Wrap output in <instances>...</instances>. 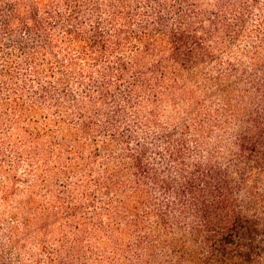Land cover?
<instances>
[{
	"label": "trees",
	"instance_id": "16d2710c",
	"mask_svg": "<svg viewBox=\"0 0 264 264\" xmlns=\"http://www.w3.org/2000/svg\"><path fill=\"white\" fill-rule=\"evenodd\" d=\"M264 264V0H0V264Z\"/></svg>",
	"mask_w": 264,
	"mask_h": 264
},
{
	"label": "rangeland",
	"instance_id": "374dc122",
	"mask_svg": "<svg viewBox=\"0 0 264 264\" xmlns=\"http://www.w3.org/2000/svg\"><path fill=\"white\" fill-rule=\"evenodd\" d=\"M228 264H243L240 261H235V262H229Z\"/></svg>",
	"mask_w": 264,
	"mask_h": 264
}]
</instances>
